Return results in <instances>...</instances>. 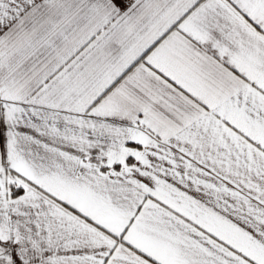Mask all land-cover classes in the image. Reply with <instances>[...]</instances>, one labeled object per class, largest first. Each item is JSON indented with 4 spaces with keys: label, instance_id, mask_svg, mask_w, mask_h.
<instances>
[{
    "label": "snow or ice",
    "instance_id": "6c2138e0",
    "mask_svg": "<svg viewBox=\"0 0 264 264\" xmlns=\"http://www.w3.org/2000/svg\"><path fill=\"white\" fill-rule=\"evenodd\" d=\"M0 264H264V0H0Z\"/></svg>",
    "mask_w": 264,
    "mask_h": 264
}]
</instances>
